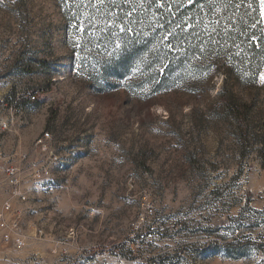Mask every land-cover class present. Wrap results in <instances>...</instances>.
Instances as JSON below:
<instances>
[{"label": "rangeland", "instance_id": "374dc122", "mask_svg": "<svg viewBox=\"0 0 264 264\" xmlns=\"http://www.w3.org/2000/svg\"><path fill=\"white\" fill-rule=\"evenodd\" d=\"M73 12L68 0H0V206L5 147L45 130L72 147L58 187L24 216L25 245L0 264H264V48L256 70L237 47L197 68L130 67ZM222 92L249 106L241 121Z\"/></svg>", "mask_w": 264, "mask_h": 264}, {"label": "trees", "instance_id": "16d2710c", "mask_svg": "<svg viewBox=\"0 0 264 264\" xmlns=\"http://www.w3.org/2000/svg\"><path fill=\"white\" fill-rule=\"evenodd\" d=\"M68 1L73 15L91 17L86 30L93 32L92 40L107 50L119 47L130 67L142 62L147 67L197 68L209 53L237 47L256 70L264 48V34L256 35L252 27L260 18L259 0ZM219 101L238 121L249 108L226 92Z\"/></svg>", "mask_w": 264, "mask_h": 264}, {"label": "built area", "instance_id": "2783aa9c", "mask_svg": "<svg viewBox=\"0 0 264 264\" xmlns=\"http://www.w3.org/2000/svg\"><path fill=\"white\" fill-rule=\"evenodd\" d=\"M31 98L36 99V94ZM14 120L3 125L4 129L12 131ZM35 149L44 155L45 159L39 164L30 166L8 165L7 183L10 187L9 198L0 208V243L11 248H21L25 245L27 234L24 230V216L28 212L27 202L34 186L51 187L54 177V166L64 162L58 154V147L51 131L45 130L34 141ZM29 155L23 153L21 162H27ZM24 180H29L28 184ZM17 201L18 205L14 202ZM147 213H153L152 206L147 207ZM154 234L150 231L142 232L139 241H151Z\"/></svg>", "mask_w": 264, "mask_h": 264}, {"label": "crops", "instance_id": "0c3cea01", "mask_svg": "<svg viewBox=\"0 0 264 264\" xmlns=\"http://www.w3.org/2000/svg\"><path fill=\"white\" fill-rule=\"evenodd\" d=\"M5 148H4V153H5L6 159L8 158V159L12 160V162L9 165L30 166V165L39 164L41 162V160H39V157H38L41 153L35 149L34 141L27 143V144L12 143L9 145V148L8 147H5ZM59 149L65 150V151L60 152V155L63 157L66 158L69 155H71V153H69V150H71L72 147H67V148L66 147H58V150ZM23 153H27L29 155V160L25 163L21 162V155ZM65 163L66 162L64 159V162L61 163V165L59 164V166L58 165L54 166V177L52 180L53 183H52L51 187H45V186H42V187L41 186H34L33 187V190L31 193V197H32L31 204L32 205L30 206V200H29L27 202V207L29 210L26 214V218H27L28 214H30L39 205L38 202H36V203L34 202V200H33L34 198L36 200V198L38 196H42V195L46 194L48 192V190L52 191L53 189L58 187L57 184L55 183L56 182V174L60 168H62L63 166H66ZM25 222L29 223L28 220H26ZM6 248L11 249V247L10 248L6 247V245L0 243V254L5 253V252H3V250H7Z\"/></svg>", "mask_w": 264, "mask_h": 264}]
</instances>
